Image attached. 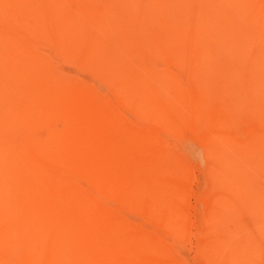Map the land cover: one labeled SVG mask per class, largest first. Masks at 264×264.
<instances>
[{
  "label": "bare ground",
  "instance_id": "bare-ground-1",
  "mask_svg": "<svg viewBox=\"0 0 264 264\" xmlns=\"http://www.w3.org/2000/svg\"><path fill=\"white\" fill-rule=\"evenodd\" d=\"M173 4L0 0V264H185L192 229L208 264L245 218L211 169L191 207L189 157L264 144V62L185 32Z\"/></svg>",
  "mask_w": 264,
  "mask_h": 264
},
{
  "label": "rangeland",
  "instance_id": "rangeland-1",
  "mask_svg": "<svg viewBox=\"0 0 264 264\" xmlns=\"http://www.w3.org/2000/svg\"><path fill=\"white\" fill-rule=\"evenodd\" d=\"M173 7L177 24L184 25L185 32L198 21L205 35L211 38V45L220 48L226 56L234 58L235 55L236 60L257 58L259 63L264 62V40L260 31L258 35L256 28L251 27V23L264 18V0H174ZM250 33L256 41L251 42ZM246 142L249 141L243 139L240 144L235 141L229 144L222 140L207 145L202 139L198 141V148L203 151L201 159L193 157L194 154L189 157L199 166L193 174L194 182L189 185L191 207L198 205L195 195L205 189L207 183L203 176L211 169L223 180V188L229 190L225 199L232 203V212L245 217L225 220V236L211 239L215 245L208 264L213 261L264 264V144ZM190 215L191 222L199 227V212L192 210ZM181 256L185 264H206L199 253L195 229L182 245Z\"/></svg>",
  "mask_w": 264,
  "mask_h": 264
}]
</instances>
